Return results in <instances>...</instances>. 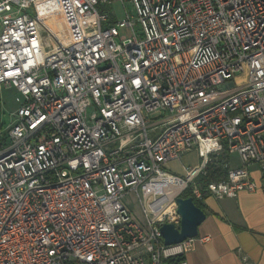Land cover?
<instances>
[{"label": "built area", "instance_id": "obj_1", "mask_svg": "<svg viewBox=\"0 0 264 264\" xmlns=\"http://www.w3.org/2000/svg\"><path fill=\"white\" fill-rule=\"evenodd\" d=\"M9 89L0 264H189L199 237L161 232L178 197L264 176V0H0L3 104ZM194 149L197 166L167 169Z\"/></svg>", "mask_w": 264, "mask_h": 264}, {"label": "crops", "instance_id": "obj_2", "mask_svg": "<svg viewBox=\"0 0 264 264\" xmlns=\"http://www.w3.org/2000/svg\"><path fill=\"white\" fill-rule=\"evenodd\" d=\"M250 170L259 185L256 191L204 201L207 217L195 249L185 256L189 264H243L242 253L264 264V176L260 164L250 165Z\"/></svg>", "mask_w": 264, "mask_h": 264}, {"label": "rangeland", "instance_id": "obj_3", "mask_svg": "<svg viewBox=\"0 0 264 264\" xmlns=\"http://www.w3.org/2000/svg\"><path fill=\"white\" fill-rule=\"evenodd\" d=\"M126 6L128 8V10L133 13V6L130 3H126ZM115 10L117 12V14L119 15V17L121 18L124 14V12H122V6L117 3L115 4ZM14 91L13 89H9V90H5L3 92L4 96H5V100H4V104L0 102V124L2 121H5V125L4 128H7L10 124V122L12 121L10 115H9V111H11L13 109V106L11 105V100L13 98V94ZM13 104V103H12ZM10 109V110H9ZM5 111V113H4ZM201 161V158L198 156V152L194 149L190 152L185 153L180 162L178 160H173L171 161L169 164H167V169L170 172H174V173H178V174H183L185 172L183 166L185 167H195L197 166ZM240 163V159L238 158L237 154H233L232 155V165L236 166L237 164ZM126 203L130 206V208L132 209V211L135 213V215L139 218V219H143V211H142V205L137 197L136 194L134 193H129L126 196Z\"/></svg>", "mask_w": 264, "mask_h": 264}, {"label": "water", "instance_id": "obj_4", "mask_svg": "<svg viewBox=\"0 0 264 264\" xmlns=\"http://www.w3.org/2000/svg\"><path fill=\"white\" fill-rule=\"evenodd\" d=\"M177 203L178 213L181 215L180 227H176L174 223H164L161 226L166 245L177 244L187 238L198 236L199 227L207 217L205 210L197 205L192 196H180Z\"/></svg>", "mask_w": 264, "mask_h": 264}, {"label": "trees", "instance_id": "obj_5", "mask_svg": "<svg viewBox=\"0 0 264 264\" xmlns=\"http://www.w3.org/2000/svg\"><path fill=\"white\" fill-rule=\"evenodd\" d=\"M184 196L185 197H189L190 196V192L187 190L185 193H184ZM198 206H200L202 209L205 210V206H204V202H196ZM184 259L183 256H177L175 258H171L168 263H173V262H176V261H180Z\"/></svg>", "mask_w": 264, "mask_h": 264}, {"label": "bare ground", "instance_id": "obj_6", "mask_svg": "<svg viewBox=\"0 0 264 264\" xmlns=\"http://www.w3.org/2000/svg\"><path fill=\"white\" fill-rule=\"evenodd\" d=\"M57 28H58L59 30H61V31H63V30H64L63 28L61 29L59 26H57Z\"/></svg>", "mask_w": 264, "mask_h": 264}]
</instances>
